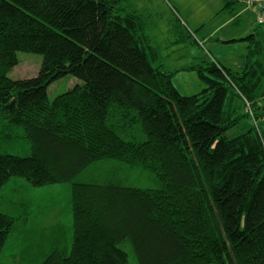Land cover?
<instances>
[{
  "label": "trees",
  "instance_id": "trees-1",
  "mask_svg": "<svg viewBox=\"0 0 264 264\" xmlns=\"http://www.w3.org/2000/svg\"><path fill=\"white\" fill-rule=\"evenodd\" d=\"M253 2L225 0L219 11L232 19L253 8L263 23ZM143 19L125 0H0V136L30 144L24 156L0 152V188L12 176L71 184L69 247L56 227L50 249L18 264H129L124 242L138 264H264L263 58L250 49L232 69L194 57L184 68L205 86L183 94ZM19 50L41 54L36 75H7ZM67 74L81 82L49 99ZM107 158L158 185L77 180ZM20 217L0 210V252Z\"/></svg>",
  "mask_w": 264,
  "mask_h": 264
},
{
  "label": "rangeland",
  "instance_id": "rangeland-1",
  "mask_svg": "<svg viewBox=\"0 0 264 264\" xmlns=\"http://www.w3.org/2000/svg\"><path fill=\"white\" fill-rule=\"evenodd\" d=\"M125 2H129L130 6L134 3L138 11H141L146 23L145 32L159 55V61L165 69L176 71L172 75V81L183 94L197 93L205 86L195 70L184 68L194 57L197 58V63L204 64L205 58L216 59L221 64L236 69L244 65L246 55L252 49L251 56L263 58L264 63V22L258 23L255 20L253 8L239 13L235 10L232 16L237 13L236 17L228 19L230 15L227 9L219 11L224 4L219 0ZM252 34V39L228 41L234 37ZM17 56L18 63L7 75L11 78L36 75L41 54L19 50ZM79 82V78L70 74L56 79L48 85L49 99ZM250 124H254V118L244 117L238 126L227 133L233 135ZM29 147L26 138L4 140L0 136V152L24 156L29 152ZM110 178L139 187L158 185L155 176L146 169L113 158L98 160L77 176V180L97 183L109 181ZM0 210L21 216L16 220L0 252V264L29 262V257L34 256L37 251H47L53 246L51 243L54 242H50V239L55 235L56 227L62 229L60 233L57 232L59 239L63 238L64 230L68 232V236L72 233L71 184L66 182L32 185L23 177L12 176L0 188ZM32 239L43 243H31ZM61 240L62 247H69L68 239ZM122 247L128 252L129 264H138L128 242H124ZM19 256H22V261Z\"/></svg>",
  "mask_w": 264,
  "mask_h": 264
},
{
  "label": "built area",
  "instance_id": "built-area-1",
  "mask_svg": "<svg viewBox=\"0 0 264 264\" xmlns=\"http://www.w3.org/2000/svg\"><path fill=\"white\" fill-rule=\"evenodd\" d=\"M246 1H248V2H253V0H246ZM254 2H256V7L258 8L257 10H258V16H257V18H258V21L259 22H261L262 20H263V14H261V12H262V9L264 8V0H254ZM253 2V3H254Z\"/></svg>",
  "mask_w": 264,
  "mask_h": 264
},
{
  "label": "crops",
  "instance_id": "crops-1",
  "mask_svg": "<svg viewBox=\"0 0 264 264\" xmlns=\"http://www.w3.org/2000/svg\"><path fill=\"white\" fill-rule=\"evenodd\" d=\"M217 1V0H216ZM219 2H225V0H219ZM242 2H237V4H236V6H237V8H239V7H242V4H241ZM241 4V5H240ZM242 8H244V6L242 7ZM242 8H240V10L242 9ZM198 9H200V7H198ZM229 9L230 8H228L227 9V11H229ZM216 12V11H215ZM229 15H230V12H229ZM229 17H231V16H229ZM229 19V18H228Z\"/></svg>",
  "mask_w": 264,
  "mask_h": 264
}]
</instances>
